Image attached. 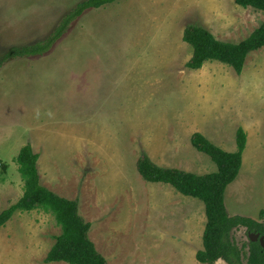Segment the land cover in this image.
Instances as JSON below:
<instances>
[{
	"label": "rangeland",
	"instance_id": "1",
	"mask_svg": "<svg viewBox=\"0 0 264 264\" xmlns=\"http://www.w3.org/2000/svg\"><path fill=\"white\" fill-rule=\"evenodd\" d=\"M83 1L0 0V213L24 194L15 159L31 145L41 184L78 200L107 264H200L203 203L144 181L136 165L146 155L162 168L214 173L192 135L232 153L241 128L247 145L225 206L264 220V48L241 75L219 62L191 71L182 40L195 24L237 44L264 16L233 0H118L72 21L45 54L15 55L49 39ZM60 234L50 213L16 212L0 229V264H65L45 262ZM232 238L247 247L245 228Z\"/></svg>",
	"mask_w": 264,
	"mask_h": 264
},
{
	"label": "trees",
	"instance_id": "2",
	"mask_svg": "<svg viewBox=\"0 0 264 264\" xmlns=\"http://www.w3.org/2000/svg\"><path fill=\"white\" fill-rule=\"evenodd\" d=\"M118 0H85L73 8L54 34L33 47L21 48L17 57H36L45 54L64 34L68 25L86 12L111 5ZM242 8H251L264 16V0H233ZM183 42L192 48L186 68L199 71L208 62H219L241 75L248 56L264 48V21L245 40L233 44L217 40L211 32L199 25H189L183 33ZM191 146L207 155L216 165L214 173L196 175L178 169L155 165L142 155L136 165L141 178L154 184L169 185L183 196L199 200L205 208L206 225L203 232V249L196 254L200 264H264V248L257 242H248L239 248L232 238V231L244 227L247 234L264 235V220L258 222L242 216H229L225 206L227 188L236 181L242 168L247 135L243 129L236 132V151L226 152L211 143L201 133H194ZM39 155L31 145L24 146L15 162L24 184L20 200L0 213V229L16 212L43 210L54 216L61 230L55 244L46 256V263L107 264L89 238L91 224L79 212L78 200L59 197L41 184L38 171Z\"/></svg>",
	"mask_w": 264,
	"mask_h": 264
},
{
	"label": "water",
	"instance_id": "3",
	"mask_svg": "<svg viewBox=\"0 0 264 264\" xmlns=\"http://www.w3.org/2000/svg\"><path fill=\"white\" fill-rule=\"evenodd\" d=\"M249 240L253 243L259 241L260 245L264 248V236L259 238L257 234H249Z\"/></svg>",
	"mask_w": 264,
	"mask_h": 264
},
{
	"label": "flooded vegetation",
	"instance_id": "4",
	"mask_svg": "<svg viewBox=\"0 0 264 264\" xmlns=\"http://www.w3.org/2000/svg\"><path fill=\"white\" fill-rule=\"evenodd\" d=\"M243 228H244V227H243ZM246 231H247V230H246ZM247 235H249V234H247ZM257 235H259V238L264 236V235H261V234H259V233H258ZM248 240H249V237H248ZM249 242H251V241L249 240ZM257 242L259 243V241H257ZM257 242H255V243H257ZM259 244H260V243H259ZM262 248H263V247H262Z\"/></svg>",
	"mask_w": 264,
	"mask_h": 264
},
{
	"label": "crops",
	"instance_id": "5",
	"mask_svg": "<svg viewBox=\"0 0 264 264\" xmlns=\"http://www.w3.org/2000/svg\"><path fill=\"white\" fill-rule=\"evenodd\" d=\"M39 161V160H38Z\"/></svg>",
	"mask_w": 264,
	"mask_h": 264
}]
</instances>
